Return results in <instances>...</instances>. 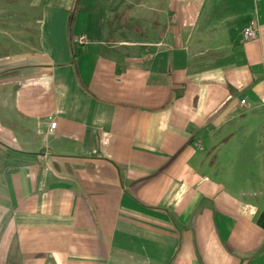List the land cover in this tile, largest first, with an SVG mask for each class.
<instances>
[{
    "label": "crops",
    "instance_id": "1",
    "mask_svg": "<svg viewBox=\"0 0 264 264\" xmlns=\"http://www.w3.org/2000/svg\"><path fill=\"white\" fill-rule=\"evenodd\" d=\"M0 264H264V0H0Z\"/></svg>",
    "mask_w": 264,
    "mask_h": 264
},
{
    "label": "built area",
    "instance_id": "2",
    "mask_svg": "<svg viewBox=\"0 0 264 264\" xmlns=\"http://www.w3.org/2000/svg\"><path fill=\"white\" fill-rule=\"evenodd\" d=\"M255 36V30L253 28V24H251V26H249L247 29H245L244 33H243V37L244 39H249ZM84 41L83 36L78 38V42L82 43ZM55 126V122L54 121H50L49 122V128L52 129Z\"/></svg>",
    "mask_w": 264,
    "mask_h": 264
}]
</instances>
